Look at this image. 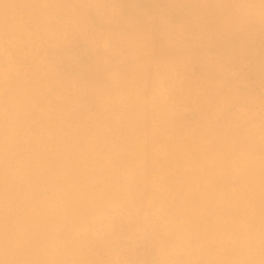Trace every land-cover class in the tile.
I'll list each match as a JSON object with an SVG mask.
<instances>
[{"label":"rangeland","instance_id":"obj_1","mask_svg":"<svg viewBox=\"0 0 264 264\" xmlns=\"http://www.w3.org/2000/svg\"><path fill=\"white\" fill-rule=\"evenodd\" d=\"M118 224L264 264V0H0V264H112Z\"/></svg>","mask_w":264,"mask_h":264},{"label":"built area","instance_id":"obj_2","mask_svg":"<svg viewBox=\"0 0 264 264\" xmlns=\"http://www.w3.org/2000/svg\"><path fill=\"white\" fill-rule=\"evenodd\" d=\"M85 58L88 53L82 48L58 53V60L64 65L80 64ZM159 239L160 233L152 225L129 231L118 224L109 261L112 264H160Z\"/></svg>","mask_w":264,"mask_h":264}]
</instances>
